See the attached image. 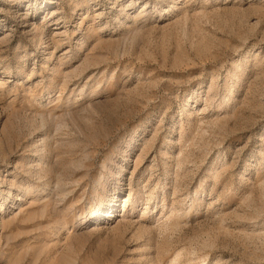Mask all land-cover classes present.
Instances as JSON below:
<instances>
[{"label": "rangeland", "instance_id": "374dc122", "mask_svg": "<svg viewBox=\"0 0 264 264\" xmlns=\"http://www.w3.org/2000/svg\"><path fill=\"white\" fill-rule=\"evenodd\" d=\"M0 264H264V0H0Z\"/></svg>", "mask_w": 264, "mask_h": 264}]
</instances>
